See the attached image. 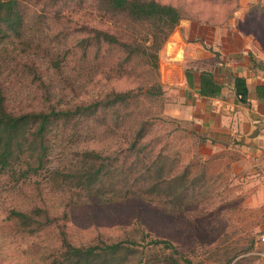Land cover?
<instances>
[{
    "label": "rangeland",
    "instance_id": "374dc122",
    "mask_svg": "<svg viewBox=\"0 0 264 264\" xmlns=\"http://www.w3.org/2000/svg\"><path fill=\"white\" fill-rule=\"evenodd\" d=\"M155 1L176 8L181 20L214 29H236L238 35L250 40L254 58L264 61V0H253L243 7L240 6L243 0ZM66 11V7L61 10L63 22L65 14L75 23L81 13ZM5 48L8 51L0 56L4 57L0 61V84L10 106L17 111L18 99L28 101L32 99L30 93L38 95L29 83L31 73L52 80L55 102H67L69 95L76 97L85 93L84 90L69 93L65 81L67 74L62 69H50L41 56H31L30 51L27 58L13 62L9 51L19 52L21 47L14 43ZM24 63L31 65V73L18 68ZM142 73V69L136 67L119 80L110 76L106 86L122 91L140 87L145 79ZM158 79L160 82L159 71ZM160 85L162 95L157 100L149 102L144 98L139 103V116L147 119L148 124L146 136L140 142L144 149L142 147L138 156L141 161L157 156L161 177L171 178L185 170L187 180L182 187L187 190L181 202L174 203L173 197L180 188L167 192L163 182L155 191H149L146 183L131 185L122 192L130 193L128 198L110 195L105 185L102 203L85 199L77 190L51 188L55 185L48 183L46 172H39L38 176L17 185L3 179L6 183L0 186V264H47L56 259L59 230L78 247L99 242L122 244L129 249L122 264H167L169 259L177 264H264V246L259 241L264 234V203L253 200L255 193L251 190L255 184L244 174L247 170L241 164V147L235 142L214 145L203 132L192 130L190 121L179 118L172 107V99L176 96ZM61 89H65L64 94ZM19 105L21 110L24 104ZM108 142V138L99 139L91 147L104 149ZM116 142L118 149L125 147V140ZM85 144L83 138L75 147L79 149ZM60 151L59 148L53 150L51 167L61 166ZM121 158L116 156V161ZM134 161V156L128 154L124 162L128 165L125 170L128 175L123 172L129 182L135 175L130 170ZM144 168L146 165L141 166L140 171ZM86 200L91 203L80 205ZM68 205L71 209L69 220L63 217ZM29 207L47 208L50 215L59 218L34 233H23L6 216L11 209L26 211ZM153 241H164L171 247L153 244Z\"/></svg>",
    "mask_w": 264,
    "mask_h": 264
},
{
    "label": "trees",
    "instance_id": "16d2710c",
    "mask_svg": "<svg viewBox=\"0 0 264 264\" xmlns=\"http://www.w3.org/2000/svg\"><path fill=\"white\" fill-rule=\"evenodd\" d=\"M63 7L66 13L81 12L75 23L66 14L63 22ZM180 20L176 8L155 0H0V56L8 51L7 44L15 43L22 51H9L10 61L27 58L31 51V56L47 60L50 69H62L67 74L69 93L85 91L82 96L69 95L67 102H55L52 80L31 73V65L24 63L18 68L31 73L29 83L38 95L30 93L32 99L28 101L18 99L17 111L0 84V186L6 183L3 179L17 185L46 172L48 183L55 185L51 188L77 190L85 199L104 203L101 198L106 187L110 195L128 198L130 193L122 192L131 185L146 183L149 191H155L163 182L167 192L180 188L173 196L174 203L179 204L187 190L182 187L186 172L161 177L157 156L140 160L144 146L140 142L146 136L148 121L138 111L140 100L150 102L162 95L158 53ZM70 64L73 67L69 68ZM136 67L142 69L145 78L140 87L122 91L106 86L110 76L119 80ZM234 88L244 101L246 90L237 78ZM21 103L24 105L19 110ZM83 138L86 144L78 149L75 146ZM105 138L109 142L104 149L91 147ZM122 139L125 147L120 150L116 141ZM58 148L63 162L60 167H51L53 150ZM128 154L136 159L130 182L123 172L128 167L124 163ZM116 156H122L121 161H116ZM86 202L80 205L91 203ZM70 211L66 206L63 217L69 220ZM6 218L23 233L31 234L59 217L50 215L47 208L29 207L26 211L11 209ZM58 236V257L47 264H122L129 251L120 243L74 246L62 230ZM153 244L171 247L164 241ZM167 264L177 263L169 259Z\"/></svg>",
    "mask_w": 264,
    "mask_h": 264
},
{
    "label": "crops",
    "instance_id": "0c3cea01",
    "mask_svg": "<svg viewBox=\"0 0 264 264\" xmlns=\"http://www.w3.org/2000/svg\"><path fill=\"white\" fill-rule=\"evenodd\" d=\"M248 2L253 0L240 6ZM252 50L236 29L180 20L158 53V71L160 84L176 96L174 111L190 121L192 130L214 145L241 147L244 174L255 184L253 200L263 204L264 61L255 59ZM236 78L246 90L244 101L235 93Z\"/></svg>",
    "mask_w": 264,
    "mask_h": 264
},
{
    "label": "built area",
    "instance_id": "2783aa9c",
    "mask_svg": "<svg viewBox=\"0 0 264 264\" xmlns=\"http://www.w3.org/2000/svg\"><path fill=\"white\" fill-rule=\"evenodd\" d=\"M259 241L261 242V244L264 246V234H262L259 238Z\"/></svg>",
    "mask_w": 264,
    "mask_h": 264
}]
</instances>
